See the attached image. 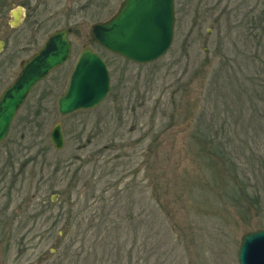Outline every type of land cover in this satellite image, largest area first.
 Returning a JSON list of instances; mask_svg holds the SVG:
<instances>
[{"label":"rangeland","instance_id":"rangeland-1","mask_svg":"<svg viewBox=\"0 0 264 264\" xmlns=\"http://www.w3.org/2000/svg\"><path fill=\"white\" fill-rule=\"evenodd\" d=\"M122 1L0 0V93L54 31L71 29L72 44L0 144L3 264H238L241 237L264 230V0H174L172 44L149 64L91 40ZM83 47L104 61L110 91L61 118ZM57 122L61 150L49 140ZM197 133L214 140L198 157L208 166ZM222 158L250 211L223 196L211 168Z\"/></svg>","mask_w":264,"mask_h":264},{"label":"water","instance_id":"water-1","mask_svg":"<svg viewBox=\"0 0 264 264\" xmlns=\"http://www.w3.org/2000/svg\"><path fill=\"white\" fill-rule=\"evenodd\" d=\"M23 19V10L12 12V27ZM174 0H124L117 13L104 23L90 27L91 40L110 53L136 64H149L166 54L173 40ZM71 29L54 31L43 47L20 63V71L0 93V143L9 133L18 110L36 84L67 62L71 55ZM1 45V43H0ZM108 68L89 48L80 52L64 93L57 100V111L66 117L77 111H90L100 105L110 90ZM61 124L50 133L55 150L64 146ZM238 264H264V230L241 237Z\"/></svg>","mask_w":264,"mask_h":264},{"label":"trees","instance_id":"trees-1","mask_svg":"<svg viewBox=\"0 0 264 264\" xmlns=\"http://www.w3.org/2000/svg\"><path fill=\"white\" fill-rule=\"evenodd\" d=\"M192 139H194L195 150L198 153V155H195L197 162L199 163V165L203 163L204 165L207 164V166H208V162H202L198 159V157L199 158L200 157L205 158V156H207V155L209 157H211L210 152L213 151L212 146L214 145V140L212 141V140H209L208 138L205 139V138L199 136V133H197L196 136L193 137ZM212 154L214 156V153H212ZM225 156L230 158L229 154L227 152H225ZM221 161H222V163L216 161L218 164L220 163L222 165L221 168H219V166L217 165L216 162L215 163L213 162V164L211 165V168L216 169L215 173H217V174H218V172H220L219 176H220V178L222 176L221 182H222V188H223V194H224L223 196L226 197L227 200H229L228 202H229L230 206L233 208H238V210L241 213H243L242 209H240V208H244V209L249 210V208H248L249 206L243 205L244 203H241L243 200H242V196H241L240 192H242L243 190L241 189L240 186L237 185V182L235 184H233L234 186L232 185V181L235 182L238 180L237 175H236V171H237L236 164H234L232 161L230 163H228L225 158H222ZM231 163H232V165H231ZM230 165H231L230 168H226V166L229 167ZM227 171H229L231 173V177H233L232 179H231L230 175H227L228 174ZM233 172L235 174H233ZM217 174H215V175H217ZM225 179L227 180V182H225Z\"/></svg>","mask_w":264,"mask_h":264},{"label":"flooded vegetation","instance_id":"flooded-vegetation-1","mask_svg":"<svg viewBox=\"0 0 264 264\" xmlns=\"http://www.w3.org/2000/svg\"><path fill=\"white\" fill-rule=\"evenodd\" d=\"M1 244H2V241H1V239H0V246H1ZM3 256H2V250L0 251V264H3Z\"/></svg>","mask_w":264,"mask_h":264}]
</instances>
